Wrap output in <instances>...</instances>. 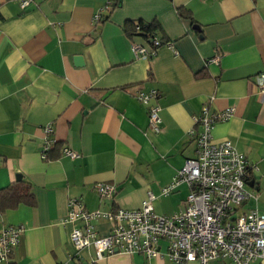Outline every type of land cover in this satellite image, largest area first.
<instances>
[{
    "label": "crops",
    "instance_id": "1",
    "mask_svg": "<svg viewBox=\"0 0 264 264\" xmlns=\"http://www.w3.org/2000/svg\"><path fill=\"white\" fill-rule=\"evenodd\" d=\"M32 6L26 12L17 0H0V190L21 175L35 198L34 206L0 213V233L23 228L6 264H175L164 243L157 258L115 253L98 259L92 247L76 252L70 234L84 224L63 221L71 198L91 212H114L141 208L152 192L157 214L184 210L186 183L163 190L197 156L189 133L201 130L193 117L206 106L235 109L229 120L215 123L213 140L231 141L252 168L248 183L255 184L247 187L255 197L242 211L264 210V92L258 80L264 76V0H33ZM179 9L192 18H181ZM131 22L157 23L154 36L172 46L136 60L131 44H151L130 37ZM151 90L159 94V133L137 100ZM49 125L53 132L46 136ZM46 137L52 145L44 160ZM64 148L79 157L64 156ZM100 182L117 186L114 198L98 195ZM93 225L100 237L113 227L104 218Z\"/></svg>",
    "mask_w": 264,
    "mask_h": 264
},
{
    "label": "built area",
    "instance_id": "2",
    "mask_svg": "<svg viewBox=\"0 0 264 264\" xmlns=\"http://www.w3.org/2000/svg\"><path fill=\"white\" fill-rule=\"evenodd\" d=\"M22 11L33 5V0H17ZM100 15L94 18L100 21ZM139 25L137 31H141ZM151 46L133 42L131 49L136 60L153 58L164 45L157 36L150 37ZM213 62H218L215 57ZM264 92V76L258 78ZM157 90L139 93L137 100L148 107L149 127L154 133L161 132V107ZM234 108L210 111L204 107L193 117L201 130L190 138L197 143V156L188 159L163 190L168 194L180 183L189 187L186 208L172 216L159 215L155 211V194L148 192L139 209L119 208L114 212L86 209L78 198L68 201L69 214L64 223L82 222L84 228H74L70 241L76 252L92 247L98 259L115 253L141 254L146 258H157L161 244H165L166 255L175 264H210L213 261H228L230 264H254L264 260V210L241 211V207L255 196L248 190L252 168L243 152L231 141L216 143L212 130L217 122L229 120ZM53 132L52 126L45 128L46 136ZM52 141L46 137L42 158L47 159ZM66 157L76 159L79 154L63 149ZM102 198H114L117 186L110 183L95 184ZM101 218L113 223L111 232L100 237L93 222ZM23 233L21 226H8L0 233V261L8 263L19 246ZM60 264H71L70 262Z\"/></svg>",
    "mask_w": 264,
    "mask_h": 264
},
{
    "label": "trees",
    "instance_id": "3",
    "mask_svg": "<svg viewBox=\"0 0 264 264\" xmlns=\"http://www.w3.org/2000/svg\"><path fill=\"white\" fill-rule=\"evenodd\" d=\"M178 13L181 18L191 19V15L188 11L179 9ZM139 25L141 31L136 30V26ZM159 29V25L155 22L151 24H143L142 22H131L127 26V33L130 37L140 35L150 41V37H153L156 31ZM53 157L49 156V160ZM32 187L29 182L25 180L17 181L10 186L0 190V213H6L9 210H14L21 205L34 206L35 198L31 192Z\"/></svg>",
    "mask_w": 264,
    "mask_h": 264
},
{
    "label": "water",
    "instance_id": "4",
    "mask_svg": "<svg viewBox=\"0 0 264 264\" xmlns=\"http://www.w3.org/2000/svg\"><path fill=\"white\" fill-rule=\"evenodd\" d=\"M35 9H36L35 6H31L29 9L26 10V12H30V11H33V10H35ZM76 61H77V65H78V66H83V63H84V62H83V60H82L81 57H77V58H76ZM256 179L259 180L260 177L257 176ZM17 180H18V181L21 180V175H18V176H17ZM254 184H255V179H254L253 181H251L250 183H248V186L253 187Z\"/></svg>",
    "mask_w": 264,
    "mask_h": 264
},
{
    "label": "rangeland",
    "instance_id": "5",
    "mask_svg": "<svg viewBox=\"0 0 264 264\" xmlns=\"http://www.w3.org/2000/svg\"><path fill=\"white\" fill-rule=\"evenodd\" d=\"M244 209V207H241V211Z\"/></svg>",
    "mask_w": 264,
    "mask_h": 264
}]
</instances>
